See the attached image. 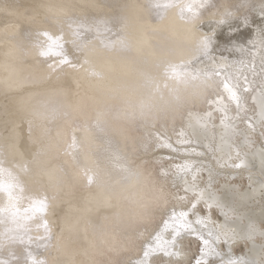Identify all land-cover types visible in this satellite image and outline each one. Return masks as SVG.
<instances>
[{
	"label": "snow or ice",
	"instance_id": "snow-or-ice-1",
	"mask_svg": "<svg viewBox=\"0 0 264 264\" xmlns=\"http://www.w3.org/2000/svg\"><path fill=\"white\" fill-rule=\"evenodd\" d=\"M251 4L252 0H221L219 6L214 0H148L142 5L149 27L141 29L135 46L155 49L151 53L155 74L148 75L146 84L153 93L161 95L163 84L174 106L169 107L163 121L145 122L134 159L138 161L137 168L152 179L155 195L121 221V243L111 249L118 258H110L109 264H264V218L257 222L243 210L241 198L219 195L211 171L204 182L205 168L199 158L206 152L198 151L193 144L194 136H210L204 148L215 154L218 167L247 171L252 160H259L264 170V27L255 30L247 47H237L239 58L232 61L212 56L215 33H204L199 28L205 15L219 27L245 13ZM261 16L264 18V9ZM125 19L120 12L112 16H73L66 21L67 31L57 23L58 35L25 29L21 34L25 45L22 50L26 56L34 53L42 58H57L54 63L44 61L50 73L67 66L100 78L101 73L92 66L87 53L97 42L109 51H130L134 45L126 32ZM177 19L182 25L179 30L174 23ZM242 20L247 25L246 14ZM150 35L162 36L164 42L153 46L148 40ZM34 36L44 39L34 41ZM69 43L73 54L66 48ZM257 55L259 80L255 79L254 69ZM244 67L252 71L253 78L241 70ZM69 115L65 106L51 102H41L23 121L9 111L0 114V264H58L52 254H67L62 239L71 227L70 221L58 217L49 222L51 202L57 201L65 187V173L63 168L47 167L44 158L49 152L60 150L61 136L57 129L54 139L53 129L46 124L60 118L67 121ZM178 116L187 124L182 125L173 141L167 131L168 121H175ZM37 121L48 142L33 150L32 131ZM92 128L98 134L105 133L100 114ZM90 130L87 124L72 127L68 145L71 151L66 154L72 155L74 161L78 162L81 150L77 131ZM25 138L27 142H23ZM103 142L104 151L122 161L117 165L122 173L140 175L131 166L133 158L121 153L116 142L108 137ZM161 150L167 154L162 155ZM22 174L47 177L41 195L26 194ZM85 177L88 185L99 186L98 172L88 174L85 169ZM49 189L51 197L47 194ZM253 196L255 193L249 199ZM259 196L264 199V182ZM23 200L27 206H22ZM105 206L110 207L108 203ZM158 216L160 223L153 228ZM106 219L107 213L100 219V226ZM116 219L120 220L118 214ZM241 243L247 253L237 255L235 247ZM133 253L134 260L129 258Z\"/></svg>",
	"mask_w": 264,
	"mask_h": 264
},
{
	"label": "bare ground",
	"instance_id": "bare-ground-1",
	"mask_svg": "<svg viewBox=\"0 0 264 264\" xmlns=\"http://www.w3.org/2000/svg\"><path fill=\"white\" fill-rule=\"evenodd\" d=\"M147 2L148 0H0V114L9 111L18 121H23L41 102L63 105L70 111L67 121L60 118L46 124L53 129L54 139L55 131L58 129L61 132L58 140L60 150L47 154L44 158L46 166L63 168L65 173V187L57 201L51 202L49 222H55L58 217L67 218L71 225L62 239L67 254H52L58 258V264H109L110 258H118L111 249L121 243V221L130 218L139 204L151 200L155 195L152 179L137 168L135 148L143 134L145 122L153 119L163 121L169 107L174 106V101L163 84V95L153 93L146 84L148 75L155 74L154 57L151 55L154 47L138 49L135 46L141 29L147 30L149 27L147 12L142 7ZM220 2L221 0H214L217 6ZM91 5L105 7L94 9ZM261 9H264V2L252 0L245 13L219 27L205 15L199 28L204 33H215L211 55L217 60L238 59L240 54L236 51L237 47H247L255 36V30L264 27ZM116 12L126 18V32L134 46L130 51L122 52L109 51L98 42L95 43L87 55L92 66L101 73L100 78L89 76L83 69L77 71L67 66L50 73L44 61L47 59L54 63L57 58H42L34 53L26 56L22 50L25 45L21 34L25 29L30 28L34 33L47 30L58 35L57 23L67 31L66 21L69 17L83 18L93 13L112 16ZM245 14L248 18L247 25L242 20ZM174 23L178 30L182 27L178 19ZM33 39L42 42L44 38L34 36ZM148 40L153 46L164 42L159 35H150ZM66 48L73 54L70 43ZM254 69L257 73L255 79L259 80V55L255 58ZM241 70L250 79L253 78L248 67ZM168 83L172 84L171 81ZM97 114L101 115L105 127L103 134L96 133L92 128ZM85 124L91 130L76 133L81 143L77 162L72 159V155L66 153L71 151L68 145L71 143L72 127H83ZM186 124L187 121H183L180 116L175 121H168L167 131L173 141L182 125L186 127ZM215 131L218 139L219 128ZM104 137L111 138L119 145L121 153L133 158L131 166L140 173L139 176H127L120 171L117 165L122 161L104 151ZM210 139V136L205 135L193 137L197 150L206 152L199 158L201 166L205 168L204 182L207 183L208 171H211L212 182L218 194L226 199H231L233 195L241 198L243 210L259 222L264 218V199L259 196V188L264 182V170L259 160H252L247 171L220 168L215 154L204 148ZM32 140L33 150L48 142V138L42 135L39 121L33 125ZM23 142H27V139ZM161 154L166 155V150H161ZM85 169L88 174L98 172L99 186L87 184ZM22 179L25 181L26 194L31 193L33 196L41 195L43 186L47 184V177L22 174ZM252 193L255 196L249 199ZM47 194L51 197V189ZM106 203L110 207H106ZM21 204L27 206V201L23 200ZM106 213L108 219L100 226V219ZM116 214L120 220L116 219ZM159 223L158 216L152 227ZM192 252H196L195 244L192 245ZM235 253L246 254L247 248L243 243L238 244ZM135 256L133 253L129 258L134 260Z\"/></svg>",
	"mask_w": 264,
	"mask_h": 264
}]
</instances>
